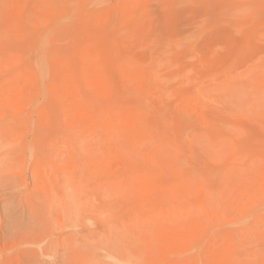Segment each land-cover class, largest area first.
I'll list each match as a JSON object with an SVG mask.
<instances>
[{
	"label": "rangeland",
	"instance_id": "rangeland-1",
	"mask_svg": "<svg viewBox=\"0 0 264 264\" xmlns=\"http://www.w3.org/2000/svg\"><path fill=\"white\" fill-rule=\"evenodd\" d=\"M264 264V0H0V264Z\"/></svg>",
	"mask_w": 264,
	"mask_h": 264
},
{
	"label": "bare ground",
	"instance_id": "bare-ground-1",
	"mask_svg": "<svg viewBox=\"0 0 264 264\" xmlns=\"http://www.w3.org/2000/svg\"><path fill=\"white\" fill-rule=\"evenodd\" d=\"M115 264H138V262L132 259H125V260L117 261Z\"/></svg>",
	"mask_w": 264,
	"mask_h": 264
}]
</instances>
